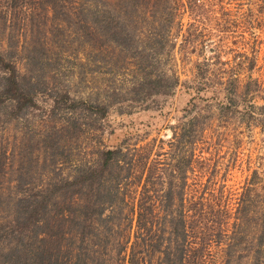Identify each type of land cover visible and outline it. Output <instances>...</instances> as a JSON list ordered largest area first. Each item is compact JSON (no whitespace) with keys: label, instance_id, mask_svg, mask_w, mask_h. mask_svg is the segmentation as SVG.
Segmentation results:
<instances>
[{"label":"trees","instance_id":"trees-1","mask_svg":"<svg viewBox=\"0 0 264 264\" xmlns=\"http://www.w3.org/2000/svg\"><path fill=\"white\" fill-rule=\"evenodd\" d=\"M36 1L45 17L68 26L88 47L100 41L122 51L139 49L132 46L130 21L148 15L157 17L153 24L161 26L177 12L172 8L175 0H108V4L88 0L85 6L83 0ZM5 2L3 28L22 1ZM16 39L7 33L0 50V122L36 106L37 82L30 66L34 54L24 56L25 66L19 70ZM242 65L241 92H247L250 84L257 89L259 81L251 77L253 57ZM229 70L213 74L206 62H196L195 82L228 99L241 81ZM137 77L136 90L155 88L158 82L142 70ZM162 79L178 82L177 77ZM48 95L51 125L43 137L48 136L56 154L47 164L43 159L38 182H31L20 169L14 170V194H2L0 182V264H231L236 253L248 256L244 264H264V186L257 191L256 180L249 177L239 191L231 192L212 176L207 158L195 148L203 128L199 115L170 127L165 148L156 150L148 162L147 152L135 147L98 148L84 168L62 175L58 143L79 124L72 114L76 105L84 103L82 124L103 118L108 110L102 103L73 100L66 92ZM59 102L65 103L68 114L54 123L50 116ZM13 153L0 146V181L3 161L9 160V167ZM95 163L104 165L102 171L86 176Z\"/></svg>","mask_w":264,"mask_h":264},{"label":"rangeland","instance_id":"rangeland-1","mask_svg":"<svg viewBox=\"0 0 264 264\" xmlns=\"http://www.w3.org/2000/svg\"><path fill=\"white\" fill-rule=\"evenodd\" d=\"M20 1V9L5 28L0 18V50L5 48V36L10 33L17 37L14 58L19 70L25 66L24 56L34 54L30 66L37 82L36 106L26 108L18 118L0 122V146L6 152H14L9 167V160L3 161L2 194H14L15 169L22 170L23 176L27 174L31 182H38L42 178L39 171L43 159L47 164L50 155L56 154V149L49 147L48 136L43 137L45 127L51 125L47 120V109L52 104L49 91L66 92L76 101L102 103L108 110L103 118L86 119L82 124L85 112L80 110L84 103L76 105L72 114L79 124L59 138L62 175L71 174L77 167L84 168L98 148L135 147L147 152L144 161L148 162L156 150L165 148L170 127L199 115L203 128L196 137L195 148L207 158L212 176L231 192L239 191L249 177L256 180V190H261L264 0H175L172 8L177 12L161 26L153 24L157 17L148 15L129 22L134 31L132 46L139 48L136 51H122L100 41L88 47L68 26H59V20L45 17L39 2ZM87 2L81 3L85 6ZM100 2L108 4V0ZM5 5V0H0V17ZM28 10L32 12L27 15ZM251 56V77L259 81V87L255 89L250 84L243 93L241 83L245 74L239 73L244 66L240 64ZM201 61L213 74L221 68L238 73L241 81L235 93L226 99L195 82V63ZM141 70L157 79L155 88L136 90L133 84ZM162 76L177 77L178 82L169 84ZM64 104L59 102L51 114L54 123L68 114ZM103 168L102 163H95L85 175L97 174ZM132 192L130 189L129 194ZM126 233H131V227ZM235 256L231 264L248 262L244 253Z\"/></svg>","mask_w":264,"mask_h":264}]
</instances>
